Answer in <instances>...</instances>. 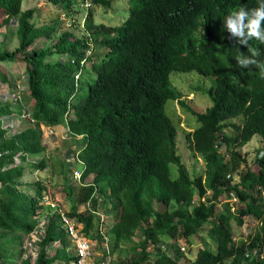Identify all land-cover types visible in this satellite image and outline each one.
Returning a JSON list of instances; mask_svg holds the SVG:
<instances>
[{
    "label": "trees",
    "instance_id": "obj_1",
    "mask_svg": "<svg viewBox=\"0 0 264 264\" xmlns=\"http://www.w3.org/2000/svg\"><path fill=\"white\" fill-rule=\"evenodd\" d=\"M48 1L63 8L83 4ZM113 1L92 4L110 8ZM126 1L129 14L119 25L96 23L89 7L81 34L64 30L47 45L35 47L41 36L53 38L55 23L37 26L33 7L22 9V0H0V27L15 21L18 38L14 49L0 51V65L19 59L28 87L23 101L28 107L5 101L0 121L22 113L30 118L18 131L0 126V264H10L12 257L6 255L5 241L16 238L20 243L21 234L27 235L35 225L34 215L42 208L39 198L48 187L39 180L25 184L24 166L28 163L32 171L47 167L42 126L58 125H64L71 137L80 136L82 179L93 174L88 184L64 186L72 200L67 214L82 223L88 238L104 244L97 205L109 202L116 211L109 227V252L130 244L133 254L125 264H185L190 259L176 241L205 226L214 248L205 244L190 264H264V75L255 66L240 67L236 60L255 49L260 53L256 59L264 62V44L253 39L248 46L240 45L223 23L241 6H257V0ZM174 71L211 78V85L202 88L210 105L197 111L180 99L171 83ZM0 82H7L2 73ZM168 99L198 121L184 138L191 153L204 161V176L191 177L181 162L177 127L164 108ZM235 118L240 122L232 121ZM254 135L263 144L254 158L256 167L239 170L246 162L240 149ZM32 158L40 160L31 162ZM56 162L65 175L67 158ZM170 164L177 167L176 177ZM229 193L236 207L231 210L226 202L217 209ZM249 215L257 220V229L247 238H235L233 221L240 226ZM59 225L51 216L35 261L26 258L19 264H54L58 258L69 263L66 239L54 255L48 253V246L58 239ZM136 234L138 240L133 238ZM166 239L173 240L169 251L161 250ZM256 249L258 254H253Z\"/></svg>",
    "mask_w": 264,
    "mask_h": 264
},
{
    "label": "rangeland",
    "instance_id": "obj_2",
    "mask_svg": "<svg viewBox=\"0 0 264 264\" xmlns=\"http://www.w3.org/2000/svg\"><path fill=\"white\" fill-rule=\"evenodd\" d=\"M85 1H90L92 3V0H81L80 2H83L82 5L76 2L70 8H63L51 4L48 0H22L23 8H34V22L37 26H42V24L55 23V29H46L51 31V34L54 35L53 38L51 37L50 39V37L47 38L45 35H43L40 38L36 39L33 45L35 47L47 45L56 38L57 34L64 30H71L76 34H81L83 32L82 21L85 15L84 11L87 7L85 6ZM91 7L95 12V22H102L107 26L119 25L124 19L128 17L129 14L128 3L126 0H114L110 8H103L102 6L93 4L91 5ZM14 22H12L7 27H0V51H3L5 49L12 50L18 44V38L16 35V22ZM52 30H54L55 32H52ZM24 70V64L19 59L11 62H1L0 73L5 75L7 82H0V105L5 101L16 100L17 103L23 106L22 108L26 109L28 107L27 104L23 102L24 98L26 97L28 88ZM170 78L172 85L179 92V98L184 100L190 107L197 111H203L207 106L210 105V98L208 97L207 93L203 91V89L211 85V78L204 77L196 73L195 71H174L171 73ZM12 107H16V105L12 104ZM164 108L168 117L173 120V123L177 127L176 145L177 153L181 158V162L183 163L191 177L198 174L204 176V161L198 155H194L193 153H191L184 138L185 132L192 131L198 125L197 119L184 107H181L176 100H166ZM15 117L17 118V120H15L13 122V125L9 127L10 132L18 131L26 127L30 121L26 113H22L19 115L15 114ZM7 120L8 119H4L3 122L0 121V126L4 127V125H7ZM232 121L240 122V119L235 118ZM61 132L55 131L54 129V133L46 134L44 129H42V142L45 145V153L43 154V158L46 160L47 167L43 170L32 171L29 167L30 165H28V163L25 164L23 181L25 184L31 183V185L36 180L43 181L47 185L51 195L57 198L58 201L63 205L65 210L68 211L70 209L72 200L70 199V196L66 195L64 186H66L67 184L76 185V183L74 180H69L71 167H67V173L64 175L59 172L58 163L56 162V160L67 158V160L69 161L70 156L72 157V155H75V153H77V148H79L80 144V138L70 137L66 132L63 131L62 134ZM7 135L8 134H6V136ZM56 138H59L60 140L56 142ZM2 140L3 139L0 138V143L2 142ZM262 145L263 144L261 138L258 135H254L250 141H248L244 146L241 147L240 157L241 159L244 158L246 162L241 163L239 170H244L247 166L251 168L256 167L254 158L257 151L262 147ZM15 160L18 161V158L16 157ZM39 160V158H32L31 162H38ZM69 163L72 164L73 161L71 160ZM74 165L78 167L76 164ZM170 170L172 177H176L177 167L175 164H170ZM232 178L236 180L237 175H233ZM92 179L93 174H90L86 177V181H90ZM226 202L231 204V210H233L234 206L236 207L237 205V202H233L228 196L227 198H222V200L218 201L216 205L217 209L220 210ZM97 206V210L100 213L98 215L99 220L97 221L98 229L102 230V235L104 236L105 243L101 244L99 241L91 239L93 245V254L89 264H125L133 254V251L130 248V244L119 245L117 248H113L112 252H109V250L111 249L109 227L111 223L115 221L114 215L116 214V211L112 209L109 202H106V204L100 203ZM156 207L159 206L156 204ZM80 208L82 209L81 205ZM161 209H164V207L162 206ZM257 226V220L250 215L243 218V224L240 226H237L236 222L233 221L235 238H247L248 235H252L255 232ZM207 231L208 228L207 226H205L204 228L200 229L195 235L190 236L188 239L179 238L176 241V245L179 247L180 251L186 257H188L190 261L194 259L198 249L202 248L205 244L210 246L212 249L214 248L213 243L207 237ZM10 236L12 237L13 234H10ZM57 237L58 239L48 246V253L50 255H54V253L56 252V248H60L61 245H59L60 243L57 241H61V239H66L67 237L64 228L62 226L60 227V225L58 227ZM133 238L134 240H138L140 236L136 234ZM26 239L27 235L21 234L20 243L16 238H11V241L9 243L8 241H5V246L7 248L6 255L8 257L10 255L12 256L9 260L10 264H19L23 259L26 258L31 259L29 260L30 262L34 260L27 256V249L25 247ZM172 241V239L163 240V246L161 247V250L169 251V247L171 246ZM181 247L184 248L182 249ZM148 248L150 251H154L153 245L150 243ZM70 249V244H67V246L65 247V251L69 255H71ZM103 249L105 250V253ZM190 261L186 260L185 264H190ZM54 264H68V262L56 259L54 261ZM70 264H72V262H70Z\"/></svg>",
    "mask_w": 264,
    "mask_h": 264
},
{
    "label": "built area",
    "instance_id": "obj_3",
    "mask_svg": "<svg viewBox=\"0 0 264 264\" xmlns=\"http://www.w3.org/2000/svg\"><path fill=\"white\" fill-rule=\"evenodd\" d=\"M84 3L87 7L91 5L90 1H85ZM84 61L85 59H82L80 64H83ZM71 62H73V60H71ZM75 76H78V72ZM26 115L29 117V113H26ZM44 131L46 134L54 133L53 127L51 126H46L44 128ZM71 160L73 161L72 164L69 163ZM75 163L78 167L73 165ZM68 164L71 167L69 173L70 180H74L77 185H85L92 182V180L86 181V178L82 179V173L85 165L84 162L78 157V153H75V155H72V157L70 156ZM229 197L233 202L236 201L233 193H229ZM39 204L42 205V208L38 209L36 211V214L34 215L35 225L27 234L25 244V247L27 249V256L34 259L31 262H34L36 259L38 253L37 245L45 235L48 220L51 216L55 215L59 221L60 227L62 226L64 228L66 236L70 240L72 264H89L93 254V245L92 240L88 238L82 230V225L67 214V211L65 210L63 205L58 201L57 198L53 197L49 191H45L41 194L39 198ZM81 207L83 208V206ZM97 214L99 215L100 213L97 211ZM99 231L102 233V230L99 229ZM181 248L183 249L184 247ZM256 253L258 254L257 249L253 252V254ZM245 256L249 257L251 256V253L246 252ZM259 256H263L262 251L259 252Z\"/></svg>",
    "mask_w": 264,
    "mask_h": 264
},
{
    "label": "clouds",
    "instance_id": "obj_4",
    "mask_svg": "<svg viewBox=\"0 0 264 264\" xmlns=\"http://www.w3.org/2000/svg\"><path fill=\"white\" fill-rule=\"evenodd\" d=\"M223 23L230 36L236 38L240 45L248 46L249 41L253 39L264 44V0H257V6L252 8L241 6L238 10L228 14ZM249 51L251 55L236 58L238 65L242 68L255 66L264 75V62L256 59L260 53L255 49H249Z\"/></svg>",
    "mask_w": 264,
    "mask_h": 264
},
{
    "label": "crops",
    "instance_id": "obj_5",
    "mask_svg": "<svg viewBox=\"0 0 264 264\" xmlns=\"http://www.w3.org/2000/svg\"><path fill=\"white\" fill-rule=\"evenodd\" d=\"M81 5V4H80ZM21 7H22V2H21ZM23 8V7H22ZM27 7H25V8H23V9H26ZM29 8V7H28ZM85 13V12H84ZM95 13V12H94ZM95 17V16H94ZM94 21H95V18H94ZM13 102H14V104L16 103V100H13ZM15 116V115H14ZM11 117V116H10ZM13 120V121H12ZM15 120H17V118L15 117H13L12 119L10 118V120L8 121V123H7V125L6 126H8V127H10L11 125H13V122L15 121ZM20 121H21V119H20ZM21 123V122H20ZM42 128H45V126H42ZM54 129H55V131H59V132H61V134L63 133V131L64 132H66V127L64 126V125H58V126H54ZM60 129V130H59ZM67 133V132H66ZM45 134V133H44ZM43 136V135H42ZM68 136H70V135H68ZM71 137V136H70ZM76 138H80V136H77ZM56 140V142L57 141H59L60 139L59 138H56L55 139ZM79 146H80V144H79ZM47 191H49V190H47ZM45 192V191H44ZM78 222V221H77ZM79 224H81L82 225V223L81 222H79ZM66 240H68L69 241V244H70V240L66 237ZM57 242H59L60 244L59 245H61V247H62V243H61V241H57ZM68 254V253H67ZM69 255V254H68ZM71 256V255H70ZM59 259V258H58ZM71 262V261H70ZM70 262L68 263V264H70Z\"/></svg>",
    "mask_w": 264,
    "mask_h": 264
}]
</instances>
